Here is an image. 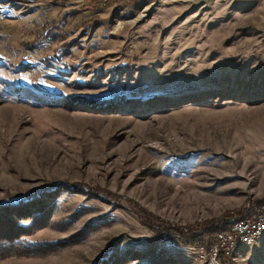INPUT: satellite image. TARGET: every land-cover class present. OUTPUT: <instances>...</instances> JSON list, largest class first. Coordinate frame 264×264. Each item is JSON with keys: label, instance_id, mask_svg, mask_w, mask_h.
Returning <instances> with one entry per match:
<instances>
[{"label": "rangeland", "instance_id": "374dc122", "mask_svg": "<svg viewBox=\"0 0 264 264\" xmlns=\"http://www.w3.org/2000/svg\"><path fill=\"white\" fill-rule=\"evenodd\" d=\"M51 187L52 222L29 236L71 242L0 264L130 243L199 264L135 213L231 220L264 199V0H0V204ZM221 264H264V232Z\"/></svg>", "mask_w": 264, "mask_h": 264}, {"label": "trees", "instance_id": "16d2710c", "mask_svg": "<svg viewBox=\"0 0 264 264\" xmlns=\"http://www.w3.org/2000/svg\"><path fill=\"white\" fill-rule=\"evenodd\" d=\"M73 98L76 99L75 97L70 99L74 100ZM97 101L76 99L72 102L75 106L87 109H104V106L111 102L103 104L102 101ZM56 193L57 187H51L15 203L0 204V260L10 257L44 256L71 242L69 237L52 241H34L29 236L32 230L50 223L56 206L54 200ZM136 212L135 214L141 223L150 230L147 237L148 241H170L174 246L188 249H193L198 245H208L215 231L228 228L230 223V218L221 215L204 221H194L193 224L174 225L155 215L153 216L146 210H137ZM103 216L106 218L107 215L104 213L101 218ZM99 218L100 216L94 223H86L75 235L80 236L88 230L99 228L102 224L98 221ZM162 250L158 248L151 251L146 246H135L130 243L118 251L111 244L100 255L93 258L89 264H173V256L170 253H164ZM134 260L136 262L132 263Z\"/></svg>", "mask_w": 264, "mask_h": 264}, {"label": "built area", "instance_id": "2783aa9c", "mask_svg": "<svg viewBox=\"0 0 264 264\" xmlns=\"http://www.w3.org/2000/svg\"><path fill=\"white\" fill-rule=\"evenodd\" d=\"M251 202L246 201L244 215L232 218L228 228L215 231L208 245L192 249L199 264H221L237 246L253 243L264 232V199Z\"/></svg>", "mask_w": 264, "mask_h": 264}]
</instances>
